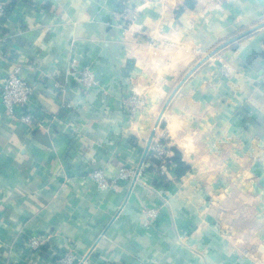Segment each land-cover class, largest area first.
Returning <instances> with one entry per match:
<instances>
[{"label":"crops","instance_id":"1","mask_svg":"<svg viewBox=\"0 0 264 264\" xmlns=\"http://www.w3.org/2000/svg\"><path fill=\"white\" fill-rule=\"evenodd\" d=\"M120 1L15 0L0 23V90L21 64L33 109L60 115L30 128L0 98V264H54L68 249L93 264H264V0L183 12L186 0H129L130 28ZM85 65L98 80L87 96ZM132 93L147 100L136 114L122 103ZM162 131L190 169L155 186L148 149ZM123 167L142 174L108 188L88 175L112 183ZM37 234L47 242L30 249Z\"/></svg>","mask_w":264,"mask_h":264},{"label":"built area","instance_id":"2","mask_svg":"<svg viewBox=\"0 0 264 264\" xmlns=\"http://www.w3.org/2000/svg\"><path fill=\"white\" fill-rule=\"evenodd\" d=\"M8 0H0V18L6 12V4ZM114 18L124 28H130L139 18L140 12L138 7L130 3L129 0H121L118 7L114 9ZM77 59L72 58V63H76ZM223 70L226 74L229 73L228 66L223 65ZM23 66L15 64L10 71L3 77L0 90V98L5 108L7 116L20 123H23L30 128L37 126L51 127L53 123L60 119V115L51 114L46 111H35L31 106L32 96L35 92V87L30 84L22 74ZM78 83L81 93L87 96L94 86L97 85L98 80L95 71L89 66L85 65L78 70ZM264 83V79H263ZM123 106L129 114H136L147 105V100L144 96L138 93H132L123 99ZM171 144L168 140L167 133L162 131L159 138H155L148 149V155L153 156L160 161L155 164L149 157L150 166H154L151 170L153 179L160 175H165L170 178L171 170L167 164V157H170L173 152L170 150ZM171 166H175L171 163ZM142 174L141 169L123 167L120 168L117 177L111 183L109 178L102 168H93L88 172V175L101 188H108L117 183L130 181L136 179ZM159 212L155 208H150L147 211L148 219H156ZM48 237L45 234H37L29 238L28 247L33 250L42 248ZM54 264H93L91 257L80 256L74 250L68 249L55 260Z\"/></svg>","mask_w":264,"mask_h":264},{"label":"trees","instance_id":"3","mask_svg":"<svg viewBox=\"0 0 264 264\" xmlns=\"http://www.w3.org/2000/svg\"><path fill=\"white\" fill-rule=\"evenodd\" d=\"M14 4H15V0H8L6 4V12L4 16L0 18V23H2L5 20V17L10 13L11 8L13 7ZM194 6L195 3L193 0H186L185 4L180 7L179 12H183L186 7L193 8ZM170 150L173 152V154L170 157H167L166 159H167L168 167L173 173V178L170 179L165 175H160L158 178L153 179V183L155 186H160V185L167 186L170 184V182H172V180L179 181L181 177L185 175L190 169V166L183 160L182 153L177 147L171 145ZM149 157H151V159L154 161L156 165L160 163V161L154 158L153 156L148 155V159ZM171 163H174L175 166L174 167L171 166ZM153 167L154 166H149V169L152 170Z\"/></svg>","mask_w":264,"mask_h":264}]
</instances>
